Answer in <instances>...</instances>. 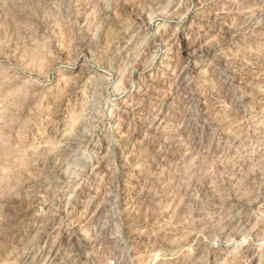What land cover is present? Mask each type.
<instances>
[{"label":"rangeland","instance_id":"obj_1","mask_svg":"<svg viewBox=\"0 0 264 264\" xmlns=\"http://www.w3.org/2000/svg\"><path fill=\"white\" fill-rule=\"evenodd\" d=\"M71 254L264 264V0H0V264Z\"/></svg>","mask_w":264,"mask_h":264},{"label":"bare ground","instance_id":"obj_2","mask_svg":"<svg viewBox=\"0 0 264 264\" xmlns=\"http://www.w3.org/2000/svg\"><path fill=\"white\" fill-rule=\"evenodd\" d=\"M253 25L256 26V24H253ZM179 255H180V251L178 249H171V250H168V251L162 253L161 254V257H160V260L163 263H171V262L175 261L179 257ZM67 262L69 264L76 262L75 255L74 254L73 255L71 254V256H69V260Z\"/></svg>","mask_w":264,"mask_h":264}]
</instances>
